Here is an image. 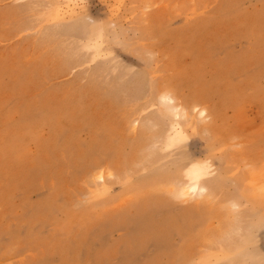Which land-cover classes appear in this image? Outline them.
Masks as SVG:
<instances>
[{
  "label": "rangeland",
  "instance_id": "rangeland-1",
  "mask_svg": "<svg viewBox=\"0 0 264 264\" xmlns=\"http://www.w3.org/2000/svg\"><path fill=\"white\" fill-rule=\"evenodd\" d=\"M0 264H264V0H0Z\"/></svg>",
  "mask_w": 264,
  "mask_h": 264
},
{
  "label": "bare ground",
  "instance_id": "bare-ground-1",
  "mask_svg": "<svg viewBox=\"0 0 264 264\" xmlns=\"http://www.w3.org/2000/svg\"><path fill=\"white\" fill-rule=\"evenodd\" d=\"M164 94V93H163ZM170 94V93H169ZM165 95L164 96V99L166 100V101H169V102H171L172 104L173 103H175V106H176V108H177V105H176V100L173 98V97H171L170 95ZM161 96H163V95H161ZM162 100V99H161ZM174 100H175V102H174ZM163 105H164V103H163ZM166 105V104H165ZM174 105V104H173ZM168 106V105H167ZM175 106L173 107L174 109H175ZM179 108V107H178ZM198 109V108H197ZM199 113L198 114H200V116H202V117H207V115H208V113H207V111L206 110H199L198 111ZM205 119V118H204ZM102 170V169H101ZM99 171L98 173H97V177H98V179L100 180V181H104L105 180V174L106 173H104L103 171ZM203 174V173H202ZM185 175V177H183V179L185 180V182H183L184 180H181L182 182H181V191H182V193L184 194V195H191V194H199V195H201V194H203V193H205V192H207L208 190H207V187L206 186H208L209 185V181L207 182V184L206 185H204V182H206L204 179H202L201 177H199V176H197L196 174H192V173H189V174H184ZM156 179H158V178H156ZM187 179V180H186ZM180 183V182H179ZM210 184H212V183H210ZM212 186V185H211ZM210 188V187H209ZM212 188V187H211ZM179 189H180V186H179ZM210 191H211V189H210ZM210 191H209V193H210ZM208 193V194H209ZM255 220V219H254ZM242 221H244V220H242Z\"/></svg>",
  "mask_w": 264,
  "mask_h": 264
}]
</instances>
